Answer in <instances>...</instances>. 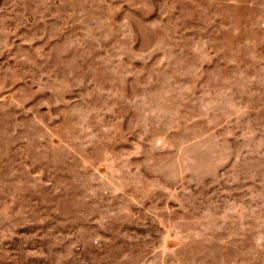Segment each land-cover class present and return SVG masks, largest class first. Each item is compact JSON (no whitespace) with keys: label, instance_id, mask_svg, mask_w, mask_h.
I'll return each instance as SVG.
<instances>
[{"label":"rangeland","instance_id":"374dc122","mask_svg":"<svg viewBox=\"0 0 264 264\" xmlns=\"http://www.w3.org/2000/svg\"><path fill=\"white\" fill-rule=\"evenodd\" d=\"M0 264H264V0H0Z\"/></svg>","mask_w":264,"mask_h":264}]
</instances>
